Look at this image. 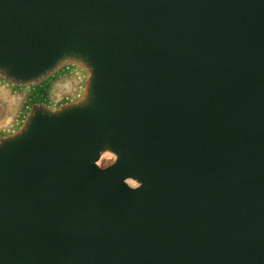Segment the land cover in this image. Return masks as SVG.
Instances as JSON below:
<instances>
[{
    "label": "water",
    "instance_id": "obj_1",
    "mask_svg": "<svg viewBox=\"0 0 264 264\" xmlns=\"http://www.w3.org/2000/svg\"><path fill=\"white\" fill-rule=\"evenodd\" d=\"M0 90V264H264V0H0Z\"/></svg>",
    "mask_w": 264,
    "mask_h": 264
},
{
    "label": "rangeland",
    "instance_id": "obj_2",
    "mask_svg": "<svg viewBox=\"0 0 264 264\" xmlns=\"http://www.w3.org/2000/svg\"><path fill=\"white\" fill-rule=\"evenodd\" d=\"M70 83H64L51 91L54 98L61 96L69 89ZM22 102L21 97H16L6 91L0 90V128H3L11 122L16 112L20 108ZM113 161V158L105 157L101 160V165H108Z\"/></svg>",
    "mask_w": 264,
    "mask_h": 264
}]
</instances>
